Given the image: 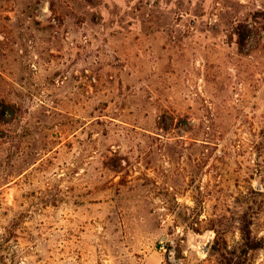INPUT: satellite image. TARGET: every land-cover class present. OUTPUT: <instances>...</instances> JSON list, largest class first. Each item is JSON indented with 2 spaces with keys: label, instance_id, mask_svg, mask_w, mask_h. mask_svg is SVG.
<instances>
[{
  "label": "rangeland",
  "instance_id": "obj_1",
  "mask_svg": "<svg viewBox=\"0 0 264 264\" xmlns=\"http://www.w3.org/2000/svg\"><path fill=\"white\" fill-rule=\"evenodd\" d=\"M0 264H264V0H0Z\"/></svg>",
  "mask_w": 264,
  "mask_h": 264
},
{
  "label": "trees",
  "instance_id": "obj_2",
  "mask_svg": "<svg viewBox=\"0 0 264 264\" xmlns=\"http://www.w3.org/2000/svg\"><path fill=\"white\" fill-rule=\"evenodd\" d=\"M255 23H260L261 21V16L259 15V13H257L254 17L251 18ZM260 20V21H259ZM247 22V21H246ZM253 28H256L257 27H254V26H249L245 23L239 25L237 28H236V32L235 34L237 35V45L239 47L244 48L247 46V42L248 40L251 38V36L248 35V33H250L251 31L253 32L254 29ZM259 35V32L257 31L256 32V36ZM260 39L256 40L254 43L258 44L260 43Z\"/></svg>",
  "mask_w": 264,
  "mask_h": 264
},
{
  "label": "built area",
  "instance_id": "obj_3",
  "mask_svg": "<svg viewBox=\"0 0 264 264\" xmlns=\"http://www.w3.org/2000/svg\"><path fill=\"white\" fill-rule=\"evenodd\" d=\"M160 250L163 251L164 253L172 254V250L168 249L164 244H161Z\"/></svg>",
  "mask_w": 264,
  "mask_h": 264
},
{
  "label": "water",
  "instance_id": "obj_4",
  "mask_svg": "<svg viewBox=\"0 0 264 264\" xmlns=\"http://www.w3.org/2000/svg\"><path fill=\"white\" fill-rule=\"evenodd\" d=\"M206 250H207V246L204 247V251H206Z\"/></svg>",
  "mask_w": 264,
  "mask_h": 264
}]
</instances>
